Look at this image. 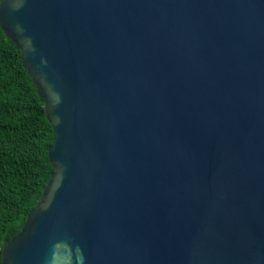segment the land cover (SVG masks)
I'll list each match as a JSON object with an SVG mask.
<instances>
[{
    "label": "water",
    "instance_id": "water-1",
    "mask_svg": "<svg viewBox=\"0 0 264 264\" xmlns=\"http://www.w3.org/2000/svg\"><path fill=\"white\" fill-rule=\"evenodd\" d=\"M54 173L0 264H264V0H2Z\"/></svg>",
    "mask_w": 264,
    "mask_h": 264
},
{
    "label": "trees",
    "instance_id": "trees-1",
    "mask_svg": "<svg viewBox=\"0 0 264 264\" xmlns=\"http://www.w3.org/2000/svg\"><path fill=\"white\" fill-rule=\"evenodd\" d=\"M53 137L21 53L0 28V263L54 173L48 158Z\"/></svg>",
    "mask_w": 264,
    "mask_h": 264
}]
</instances>
